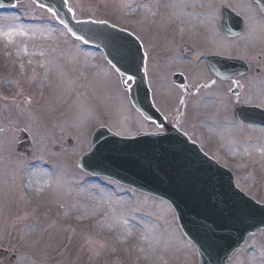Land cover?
Listing matches in <instances>:
<instances>
[{"label":"rangeland","instance_id":"obj_1","mask_svg":"<svg viewBox=\"0 0 264 264\" xmlns=\"http://www.w3.org/2000/svg\"><path fill=\"white\" fill-rule=\"evenodd\" d=\"M64 1L77 22H106L137 34L173 38L176 30L168 18L174 20L178 11L181 16L185 6L181 0ZM185 1L187 8L196 5L210 13L222 6L215 0ZM250 3H225L244 21L237 40L217 35L219 20L212 14L209 26L208 21L202 24L210 32L209 49L179 57L180 49L171 45L170 62L159 64L162 50L167 52L161 42L146 68L148 76L162 75V86L152 89L165 120L231 170L236 186L264 205V128L241 125L233 115L238 105L258 103L264 109V88L257 87L264 86V18L260 21ZM128 4L134 8L130 18ZM188 22L187 14L180 17L181 25ZM212 51L233 54L262 72L214 81L199 64ZM175 72L188 78L185 98L171 82L169 75ZM101 126L123 138L155 129L131 106L102 51L73 39L31 0L0 10V249L9 251L0 264H197L196 250L181 234L168 204L75 169ZM20 130L31 139L29 157L15 153ZM27 183H38L43 192L26 191ZM105 225L110 233L99 236L98 226ZM133 225L128 233L127 226ZM150 235L152 250H140L137 243ZM12 254L16 259L9 263ZM148 254L153 261H144ZM230 264H264V231Z\"/></svg>","mask_w":264,"mask_h":264},{"label":"water","instance_id":"obj_2","mask_svg":"<svg viewBox=\"0 0 264 264\" xmlns=\"http://www.w3.org/2000/svg\"><path fill=\"white\" fill-rule=\"evenodd\" d=\"M19 1L23 0H0V8ZM33 1L51 11L74 38L101 49L122 82L133 80L129 92L134 108L145 119L164 125L150 103L140 47L132 36L103 23L74 22L64 0ZM257 5L264 11L263 3ZM242 25L241 19L226 13L223 28L227 36H238ZM225 71L227 77L247 72L239 61H226ZM212 72L218 77V63ZM246 110H236L239 121L264 125V113L247 110L255 112L251 114L256 118L246 119L242 114ZM30 145L28 136L21 132L16 152L28 154ZM75 167L168 201L182 232L197 248L198 264H228L257 230L264 229V206L244 196L226 170L169 127L165 134L133 139H121L99 129L91 138L90 153ZM5 255L0 252V258ZM13 260L14 256L10 262Z\"/></svg>","mask_w":264,"mask_h":264},{"label":"flooded vegetation","instance_id":"obj_3","mask_svg":"<svg viewBox=\"0 0 264 264\" xmlns=\"http://www.w3.org/2000/svg\"><path fill=\"white\" fill-rule=\"evenodd\" d=\"M217 2H220L222 4L221 8L216 9V12L214 13H210L209 9H198L197 6H193L192 8L188 7V5H185L183 8V14H181V16H179L180 12L178 11L176 15L175 19L172 20L173 22V29H175V37L173 38V34H171V36L169 37L168 35H166L165 33H160V34H149V36L145 35L147 33L145 32H141L138 35V40L142 49V54L144 56V66L146 69V74H147V68H146V64L147 62H152L153 59L155 57H157V50L160 47V43L163 42V49L167 50V52L165 53L162 50V54L165 56L164 58H162L161 62H159V64H164L163 62L168 61L170 62V58H171V53L168 55V50L169 47L171 45H173L175 48L174 50L177 51V49H180V52L182 53L181 55H179V57H184L185 55H197L199 54V52H202L205 48L209 49L210 48V42H209V30L208 32H205L204 26L202 25L203 23L205 24L206 21H208V26L210 23V19L213 20V16L214 15L216 20H220L221 16H222V10L224 9L225 3L231 2L233 0H215ZM189 9V10H187ZM192 12V13H191ZM184 14H187V16L189 17V22L185 25H181L179 23L180 17H183ZM145 33V34H144ZM155 35V36H152ZM164 38V39H163ZM207 39V40H206ZM208 45V47H206ZM220 45V44H218ZM217 45V46H218ZM201 49V50H200ZM188 51V53H187ZM195 53V54H192ZM214 55H218L219 57H225L226 54L225 53H212ZM207 56H209V54L207 53L205 56V59L207 58ZM199 57V56H198ZM231 57H235V56H231ZM200 58V57H199ZM199 64L203 65V68L206 71V67L205 64L206 62H202L199 61ZM248 69H249V74L254 73L256 75L261 74V70H259L257 67H253L252 64L249 62L248 65ZM204 72V73H205ZM157 75L159 73L155 72ZM149 74V73H148ZM155 74H149V76L147 75V79L148 81L152 82L154 85L157 84H161V82L163 81L159 76H157ZM175 75H180L183 78V88L181 90L184 91H189V87H188V78L186 76V73L184 72H175L170 74L169 76L171 77V80L173 79V77ZM168 76V77H169ZM186 86V87H185Z\"/></svg>","mask_w":264,"mask_h":264},{"label":"bare ground","instance_id":"obj_4","mask_svg":"<svg viewBox=\"0 0 264 264\" xmlns=\"http://www.w3.org/2000/svg\"><path fill=\"white\" fill-rule=\"evenodd\" d=\"M181 3L182 4H184V5H189V4H187L186 3V1L185 0H181ZM127 6V9H128V17L130 18V15L132 14V13H134V8L132 7V5L131 4H128V5H126ZM192 13V12H191ZM9 35V34H8ZM39 183H41V182H39ZM39 184L38 183H36V187H33V186H31V185H29V183H27L26 184V186H25V189H26V191H32V192H34V193H36L37 195H40L42 192H43V190H41L39 187ZM133 229H135V225H133V226H127V232L129 233L130 231H132ZM104 230V231H103ZM97 231V233L99 234V236H102V235H107V234H109L110 233V227L108 226V225H105L104 227H103V229H102V227L101 226H98V229L96 230ZM153 236H151L150 235V237H148L147 239L145 238V237H142V239H141V241H139L138 243H137V246L140 248V250H143V249H145V248H147L148 250L150 249V250H152V247H151V244H153ZM121 244H123V243H127V240L126 239H121V240H118ZM157 243H155V246H158V244L156 245ZM140 253H142V252H140ZM141 255V254H140ZM144 261H147V262H151V261H153V259H152V257L148 254V256H146V258H145V260Z\"/></svg>","mask_w":264,"mask_h":264}]
</instances>
